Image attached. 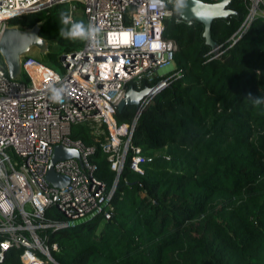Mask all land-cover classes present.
<instances>
[{"label": "trees", "instance_id": "trees-1", "mask_svg": "<svg viewBox=\"0 0 264 264\" xmlns=\"http://www.w3.org/2000/svg\"><path fill=\"white\" fill-rule=\"evenodd\" d=\"M71 3L72 20L87 24L79 1L7 21L23 29L39 24L38 35L56 44L42 59L53 68L58 55L84 44L60 36V12ZM249 5L230 0V13L212 19L214 49L202 22L167 6L162 35L176 43L171 55L180 76L140 107L131 140L140 147L142 171L130 168L129 152L117 174L89 122L72 124L71 136L95 147L89 162L105 188L115 182L111 209L108 217L97 212L36 230L55 262L33 248L45 264H264V102L249 98H264V14L245 25ZM114 113L118 123L136 115L132 105ZM45 214L62 218L49 205ZM24 250L11 246L0 264H23Z\"/></svg>", "mask_w": 264, "mask_h": 264}, {"label": "built area", "instance_id": "built-area-1", "mask_svg": "<svg viewBox=\"0 0 264 264\" xmlns=\"http://www.w3.org/2000/svg\"><path fill=\"white\" fill-rule=\"evenodd\" d=\"M63 1L82 3L87 23L101 27L98 46L84 41L77 51L61 53L57 68L30 54L20 55L21 72L12 78L0 56V234L4 236L0 258L11 246L24 245L23 264H45L33 248L52 262L36 230L65 226L97 212L106 217L110 214L115 182L105 188L94 173L96 166L89 162L95 147L73 138L72 124L89 122L96 138L102 137L100 147L117 174L129 152L130 168L142 171L140 147L131 140L138 114L130 123H118L116 104L128 85L135 90L147 86L154 92L158 85L180 76L171 55L176 43L162 35L164 18L170 14L167 6L176 5V0H164L163 8L153 7L152 0H0V36L10 27L7 21L12 16ZM249 1L257 5L248 13L245 25L254 15L264 14V0ZM72 10L73 3L70 15ZM50 86L67 89L62 103L49 98ZM153 96L146 94L140 107ZM57 145L79 153V160L67 157L53 163L57 174L69 178L62 187L51 185L46 176ZM48 205L62 218L47 216Z\"/></svg>", "mask_w": 264, "mask_h": 264}, {"label": "water", "instance_id": "water-1", "mask_svg": "<svg viewBox=\"0 0 264 264\" xmlns=\"http://www.w3.org/2000/svg\"><path fill=\"white\" fill-rule=\"evenodd\" d=\"M230 0H217V1H204V0H184L182 7L177 9L180 18L191 20L197 19L204 24V30L202 36L205 37L206 43L216 48V43L209 36V30L211 21L216 16L225 17L230 13L225 6ZM251 13L249 9V14ZM39 24L37 23L31 29H23L17 25H11L2 31L0 36V56L4 65L6 66L8 75L16 77L21 72V66H19L20 55H25L29 50L36 45L39 48H45V39L38 35ZM65 52H62L64 54ZM162 85H158L153 92L151 88L143 86L141 89H134L131 85L127 86L124 97L116 104V109L119 110L124 105H132L135 108V113L139 114L140 104L146 94L157 93L161 89ZM78 151L72 147L57 145L54 148V152L49 160V166L46 173L47 180L55 187H62L68 181V176L57 174L53 169V163L57 160H63V158L73 157L79 160ZM52 263H55L52 259Z\"/></svg>", "mask_w": 264, "mask_h": 264}, {"label": "clouds", "instance_id": "clouds-1", "mask_svg": "<svg viewBox=\"0 0 264 264\" xmlns=\"http://www.w3.org/2000/svg\"><path fill=\"white\" fill-rule=\"evenodd\" d=\"M184 4V0H176L177 9L182 7ZM153 7H164V0H152ZM60 21L61 24L66 26L60 29V36L70 40H83L88 41L94 46H98L100 44V40L98 39L99 34L101 32V27L96 23L89 21L87 24L84 21H73L70 13L61 11L60 12ZM59 79V77H56ZM50 99L55 103H62L65 96L68 94V91L65 87L60 86H50L49 87ZM249 98L253 99L256 104H260L264 102V98L262 97H252L249 94Z\"/></svg>", "mask_w": 264, "mask_h": 264}, {"label": "rangeland", "instance_id": "rangeland-1", "mask_svg": "<svg viewBox=\"0 0 264 264\" xmlns=\"http://www.w3.org/2000/svg\"><path fill=\"white\" fill-rule=\"evenodd\" d=\"M250 5H249V7H250ZM261 10L264 12V7H262ZM44 44H45L44 49H41V48H39V46L36 45L35 47L31 48L27 54H30L31 56H33L35 58L38 57L40 59H44V57L47 53H49L50 51H52L53 49L56 48V44L52 41L47 40V39H45ZM27 54H25V55H27Z\"/></svg>", "mask_w": 264, "mask_h": 264}, {"label": "bare ground", "instance_id": "bare-ground-1", "mask_svg": "<svg viewBox=\"0 0 264 264\" xmlns=\"http://www.w3.org/2000/svg\"><path fill=\"white\" fill-rule=\"evenodd\" d=\"M256 1L253 2V4L251 5V8H250V11L253 12V10L255 9L256 7Z\"/></svg>", "mask_w": 264, "mask_h": 264}]
</instances>
